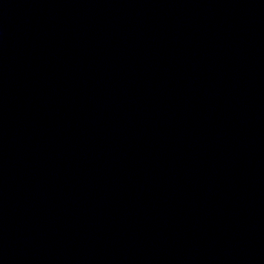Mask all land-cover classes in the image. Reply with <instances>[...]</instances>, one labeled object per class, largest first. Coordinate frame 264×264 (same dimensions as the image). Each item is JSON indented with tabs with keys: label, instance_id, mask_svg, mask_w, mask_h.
<instances>
[{
	"label": "water",
	"instance_id": "95a60500",
	"mask_svg": "<svg viewBox=\"0 0 264 264\" xmlns=\"http://www.w3.org/2000/svg\"><path fill=\"white\" fill-rule=\"evenodd\" d=\"M262 233L264 0H0V264Z\"/></svg>",
	"mask_w": 264,
	"mask_h": 264
}]
</instances>
